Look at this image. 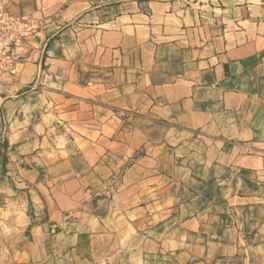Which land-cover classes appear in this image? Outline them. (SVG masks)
<instances>
[{
  "label": "crops",
  "instance_id": "0c3cea01",
  "mask_svg": "<svg viewBox=\"0 0 264 264\" xmlns=\"http://www.w3.org/2000/svg\"><path fill=\"white\" fill-rule=\"evenodd\" d=\"M0 2V264H264V0Z\"/></svg>",
  "mask_w": 264,
  "mask_h": 264
},
{
  "label": "built area",
  "instance_id": "2783aa9c",
  "mask_svg": "<svg viewBox=\"0 0 264 264\" xmlns=\"http://www.w3.org/2000/svg\"><path fill=\"white\" fill-rule=\"evenodd\" d=\"M33 32L31 20L10 15L0 2V82L4 74L14 72V49Z\"/></svg>",
  "mask_w": 264,
  "mask_h": 264
}]
</instances>
